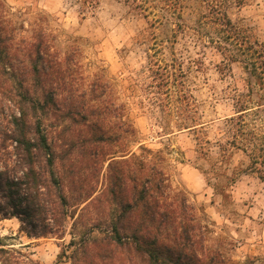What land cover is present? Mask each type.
<instances>
[{"label": "trees", "instance_id": "16d2710c", "mask_svg": "<svg viewBox=\"0 0 264 264\" xmlns=\"http://www.w3.org/2000/svg\"><path fill=\"white\" fill-rule=\"evenodd\" d=\"M78 1L82 9L99 3ZM122 1L164 34L160 47L149 49L183 34L214 47L222 56L218 68L235 62L249 74L246 91L233 97L234 111L222 118L220 161L229 147L240 150L248 158L244 170L264 182V41L232 21L220 0H197L193 21L182 16L186 0ZM38 15L31 20L0 0L1 216L17 217L31 237H62L70 223L71 251L61 253L71 264H238L207 246L194 206L171 190L161 153L139 142L141 153L130 147L136 130L124 105L105 100L98 83L75 84L73 54L59 56ZM155 51L149 61L158 65L163 59ZM171 61L181 69L179 58ZM181 119L178 132H199L213 121ZM58 125L61 144L50 136ZM6 252L0 246V264H8Z\"/></svg>", "mask_w": 264, "mask_h": 264}, {"label": "rangeland", "instance_id": "374dc122", "mask_svg": "<svg viewBox=\"0 0 264 264\" xmlns=\"http://www.w3.org/2000/svg\"><path fill=\"white\" fill-rule=\"evenodd\" d=\"M220 1L232 21L264 41V0ZM5 2L12 10H25L31 20L42 14V24L59 56L73 54L72 68L78 76L75 84L88 87L98 83L105 100L115 99L124 105L123 111L136 130L130 147L141 153L138 144L143 143L161 153L163 159L158 162L171 190L184 192L194 206L207 246L238 264H264V182L244 170L248 158L240 150L229 147L220 161L218 145L226 138L219 133L224 128L222 118L234 111L233 97L246 91L249 74L235 62L218 68L222 56L214 47L197 46L183 34H178L174 43L164 41L157 52L149 49L155 42L160 47L164 34L150 28L146 19L122 0H99L94 8L86 9L78 0ZM197 2H184V20L193 21L191 8ZM153 51L154 58L163 59L156 60L158 65L149 61ZM172 56L181 60V69L170 65ZM261 93H254L253 99ZM261 114L264 117V112ZM187 115L197 121H213L199 132L176 131V124ZM60 127L50 134L57 144H61ZM142 154L153 159V152ZM58 166L61 173V162ZM70 230L67 223L62 237H31L20 229L17 217L0 214V246L7 250L4 257L8 264H71L61 253L71 251L66 245Z\"/></svg>", "mask_w": 264, "mask_h": 264}]
</instances>
